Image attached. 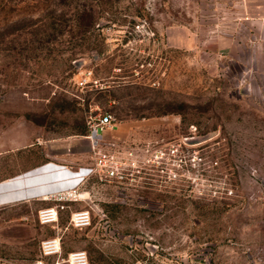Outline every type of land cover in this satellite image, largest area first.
<instances>
[{
  "label": "rangeland",
  "instance_id": "374dc122",
  "mask_svg": "<svg viewBox=\"0 0 264 264\" xmlns=\"http://www.w3.org/2000/svg\"><path fill=\"white\" fill-rule=\"evenodd\" d=\"M106 113L107 140L143 150L134 185L88 177L54 225L0 207V264H38L54 236L90 264H264V0H0V150L31 136L69 156L74 140L91 166ZM17 153L3 170L46 154Z\"/></svg>",
  "mask_w": 264,
  "mask_h": 264
},
{
  "label": "built area",
  "instance_id": "2783aa9c",
  "mask_svg": "<svg viewBox=\"0 0 264 264\" xmlns=\"http://www.w3.org/2000/svg\"><path fill=\"white\" fill-rule=\"evenodd\" d=\"M115 127L112 114L106 113L90 123L87 138L91 142L93 168L90 177H98L119 184L133 186L139 169V158L143 150L137 147H128L122 140H107L106 131ZM187 144V143H186ZM170 155L173 158H187L181 145L172 146ZM154 156V157H153ZM147 162L164 159L163 151H157ZM171 174L177 175L172 170ZM171 176V175H170ZM56 203L52 206L41 208L38 211V220L42 225H54L59 221L60 212L70 209L73 202L82 199L80 187L57 192L51 196ZM92 213L89 209L72 210L71 223L79 228H86L92 224ZM41 259L38 264H47V259L54 258L52 264H90L86 251H72L67 257H61L62 240L54 236L46 238L40 246Z\"/></svg>",
  "mask_w": 264,
  "mask_h": 264
},
{
  "label": "crops",
  "instance_id": "0c3cea01",
  "mask_svg": "<svg viewBox=\"0 0 264 264\" xmlns=\"http://www.w3.org/2000/svg\"><path fill=\"white\" fill-rule=\"evenodd\" d=\"M33 141L29 136L26 141H18L14 145L0 150V207L29 203L35 204L40 210L52 206L55 204V201L51 199L53 194L76 187L81 188L90 176L93 161L91 166L77 163L72 151V147H76L74 140L71 142V145L74 146H71V155L69 156L57 154L56 143L43 144L39 141L37 144H33ZM39 146L46 153L44 157L41 159L35 157L27 163H23L19 159L12 160V166L3 170L1 161L4 156L15 157L21 149L30 151L36 150ZM90 154L92 157L91 152Z\"/></svg>",
  "mask_w": 264,
  "mask_h": 264
},
{
  "label": "trees",
  "instance_id": "16d2710c",
  "mask_svg": "<svg viewBox=\"0 0 264 264\" xmlns=\"http://www.w3.org/2000/svg\"><path fill=\"white\" fill-rule=\"evenodd\" d=\"M79 17H80V21L82 22V23H80L81 27L79 26L81 33L82 34L88 33L89 27L92 26L95 22V18H94L93 13H91V11H87V10L83 11L82 10Z\"/></svg>",
  "mask_w": 264,
  "mask_h": 264
}]
</instances>
